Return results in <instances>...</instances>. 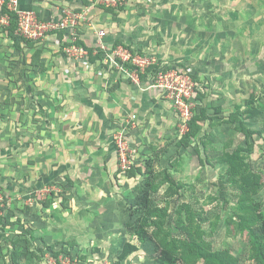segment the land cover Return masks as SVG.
Wrapping results in <instances>:
<instances>
[{"label": "rangeland", "instance_id": "obj_1", "mask_svg": "<svg viewBox=\"0 0 264 264\" xmlns=\"http://www.w3.org/2000/svg\"><path fill=\"white\" fill-rule=\"evenodd\" d=\"M93 8L92 16L75 12L81 14L78 39L79 30L103 28L108 50L121 40L162 65L186 69L204 95L196 108L204 107L209 117L183 146L177 115L173 135L151 155L134 157L132 177L117 162L119 171L104 178L88 170L68 174L66 185L52 183L49 144L33 142L32 133L42 127L33 129L31 110H24L38 69L15 51L1 50L0 214L9 224L0 229V264H59L54 252L60 264H165L153 227L139 233L141 219L155 206L171 212L183 207L194 232L203 230L214 248L233 253L239 264H256L249 259L250 234L235 223L242 191L231 187L226 206L212 182L230 165L221 158H244L232 164L255 175L251 201L264 216V111L245 121L246 130L233 122L248 100L264 105V0H98ZM4 28L0 22L7 36ZM27 51L30 57L32 49ZM167 171L181 188L166 181ZM177 218L166 217L164 228L182 238ZM255 230L264 234V218Z\"/></svg>", "mask_w": 264, "mask_h": 264}, {"label": "crops", "instance_id": "obj_2", "mask_svg": "<svg viewBox=\"0 0 264 264\" xmlns=\"http://www.w3.org/2000/svg\"><path fill=\"white\" fill-rule=\"evenodd\" d=\"M19 2L22 9L32 10L41 18L54 19L63 17L66 11L95 15L93 6L98 0ZM74 29L53 32L24 48L25 55L32 49L30 57H26L38 70L31 74L34 81L31 80L29 88L33 92L30 106L21 109L31 110L33 129L42 127L41 133H32V140L47 141L56 176L50 172L54 177H50L51 182L61 181L62 185H66L68 174L79 176L94 170V174L104 178L109 171H119L113 138L119 129L125 128L135 157L143 158L173 135L171 129L177 120L176 110L164 93L150 87L149 74L134 80L120 60L113 62L103 55L102 59L91 62L88 58L77 59L65 54L63 44L71 42L76 33ZM100 30L104 29L79 30V40L89 48H100L97 35ZM11 44L0 31V51L5 55L15 51L20 58ZM2 71L0 78L4 77Z\"/></svg>", "mask_w": 264, "mask_h": 264}, {"label": "trees", "instance_id": "obj_3", "mask_svg": "<svg viewBox=\"0 0 264 264\" xmlns=\"http://www.w3.org/2000/svg\"><path fill=\"white\" fill-rule=\"evenodd\" d=\"M7 13L11 18L10 25L4 28L5 31H7V37L12 41L13 49L20 53L22 60L31 64V62L27 60L28 58L24 56V48L25 45L32 46L34 42L33 40H27L17 34V15L10 11L5 3L1 7L0 15ZM77 43L84 45V43L80 40H78ZM69 44L70 43L63 45L66 46ZM119 44H121V41L116 40L113 48L117 47ZM124 46L129 48L134 54L136 53L133 48H130V46ZM87 48L89 49L90 53L88 56L89 61L94 62L103 58L104 52L101 49L98 50V53L94 54V48ZM141 76H143V74ZM193 78L196 80L194 76ZM195 97L197 102H202L204 95L196 88ZM263 111L264 105L261 102L250 99L247 101L246 107L242 111L243 116H238L239 118L233 122L236 123L239 121L241 130H246L245 121L247 119L257 117ZM208 117L209 116L206 114V109L204 107L194 109V115L189 122V130L181 137V145L188 146L190 141L195 139L199 123L206 121ZM232 160H239L243 162L244 158H240L239 156H225L221 158V162L229 163L230 165L226 171V174L220 176L218 179L213 181L212 184L219 188V198L226 206L230 204L228 192L231 187L238 188L242 191L239 199L241 212L236 214L238 217L237 221H235L236 227L238 229L245 230L251 236L249 259L256 264H264V234L255 230V226L264 218V216H260L257 213L251 201V185L254 182L253 179L255 175L247 174V172H249V168H245L242 165H240L241 168L238 169V166H234V164H232ZM135 165L130 170L126 171L130 177L135 175ZM165 179L170 184L176 185L177 188L182 187V184L178 183V181L171 176L169 171L166 172ZM183 210V207H178L172 212L169 211V207L155 206L154 208H150L148 213H146V215L141 219L142 223L141 226H139L140 230L137 229L140 233V231H145L146 226L153 227V230H151V235L159 244L160 248L165 252V264H239L238 258L233 253L227 250L214 248L212 242L204 238L203 230H201V232L199 231L200 234H197V231L195 233L192 222L186 220H191V215H188L187 218H184ZM173 213H175L178 217L175 224L176 227L180 229L181 234L183 235L182 238L176 237L174 234H172L170 231L171 227L168 226V228H164L165 218L170 217L173 215ZM4 220L5 216L0 214V229L2 230H4L3 228L9 224L8 221L4 222ZM54 255L60 264L59 252H54Z\"/></svg>", "mask_w": 264, "mask_h": 264}, {"label": "built area", "instance_id": "obj_4", "mask_svg": "<svg viewBox=\"0 0 264 264\" xmlns=\"http://www.w3.org/2000/svg\"><path fill=\"white\" fill-rule=\"evenodd\" d=\"M5 3L7 8L17 15V34L27 40L39 41L53 32L74 29L79 23L78 19L81 17V14L66 11L63 17L45 19L39 17L32 10L22 9L19 0H0L1 7ZM10 19L8 13L0 15V22L4 27L10 25ZM98 35L101 48L94 49V54L101 49L104 52V56L108 57L110 61H122L124 70L134 80H138L141 74H149L151 76L150 87L161 90L172 103L179 117L181 136L185 134L189 130V122L198 104L195 99L196 80L193 76L180 66H164L156 58L138 53L134 54L129 48L124 46L112 47L108 50L103 43L105 30H100ZM78 40V37L73 34L70 44L64 47V51L74 58L87 59L90 54L89 49L84 45L78 44ZM156 63L158 66L153 69V65ZM132 117L135 119L136 115ZM113 138L117 150L119 168L126 172L136 162L125 128L119 129ZM0 199H2L1 193Z\"/></svg>", "mask_w": 264, "mask_h": 264}]
</instances>
